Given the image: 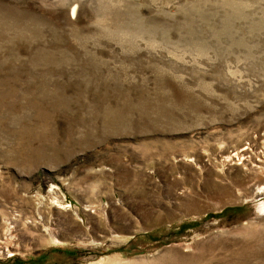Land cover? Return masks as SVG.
I'll use <instances>...</instances> for the list:
<instances>
[{
    "label": "rangeland",
    "instance_id": "rangeland-1",
    "mask_svg": "<svg viewBox=\"0 0 264 264\" xmlns=\"http://www.w3.org/2000/svg\"><path fill=\"white\" fill-rule=\"evenodd\" d=\"M263 185L264 0H0V264H264Z\"/></svg>",
    "mask_w": 264,
    "mask_h": 264
},
{
    "label": "bare ground",
    "instance_id": "bare-ground-1",
    "mask_svg": "<svg viewBox=\"0 0 264 264\" xmlns=\"http://www.w3.org/2000/svg\"><path fill=\"white\" fill-rule=\"evenodd\" d=\"M83 7V6H82ZM81 5L80 3H77V5L73 8V15L75 16H80L81 15ZM72 15V16H73ZM254 197H256L258 200H261L260 205H259V210L261 211V214H264V185L260 186L256 191H255V195Z\"/></svg>",
    "mask_w": 264,
    "mask_h": 264
}]
</instances>
